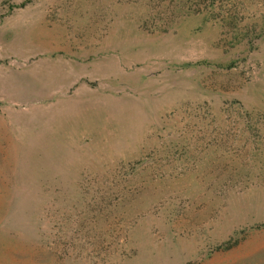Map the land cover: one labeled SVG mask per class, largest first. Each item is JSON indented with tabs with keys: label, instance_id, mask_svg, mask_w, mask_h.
<instances>
[{
	"label": "rangeland",
	"instance_id": "374dc122",
	"mask_svg": "<svg viewBox=\"0 0 264 264\" xmlns=\"http://www.w3.org/2000/svg\"><path fill=\"white\" fill-rule=\"evenodd\" d=\"M0 264H264V0H0Z\"/></svg>",
	"mask_w": 264,
	"mask_h": 264
}]
</instances>
